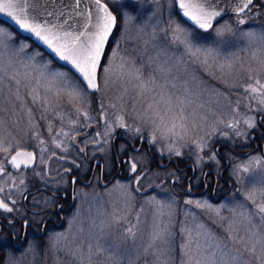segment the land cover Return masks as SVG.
<instances>
[{
  "label": "snow or ice",
  "instance_id": "obj_1",
  "mask_svg": "<svg viewBox=\"0 0 264 264\" xmlns=\"http://www.w3.org/2000/svg\"><path fill=\"white\" fill-rule=\"evenodd\" d=\"M49 2L50 0H0V13L10 18L22 36L21 40H17L10 32L0 27V111L6 114L9 112V109L3 107V102H7L12 105L11 114L15 115L17 108L24 113L28 128L32 132L30 139L35 141L32 147L36 148V151L16 150L15 154L9 157L8 153L19 147V141H8L5 146L7 138H0V153L4 154L3 159H6L12 168L19 170L22 166L29 168L38 163L43 171L36 172L33 168V175L44 180L48 175L46 166L49 160L63 162L67 159L69 147L65 140L59 137L74 142L75 129L90 127L97 119L102 122V127L92 137L85 135L84 143L86 146L100 145L98 151H104L110 142V137L115 134V128H119L127 135L133 152H140L138 145L146 144L160 154L167 152L169 155L180 156L182 153L176 145L179 143L181 146H187L190 142L194 154H197L208 147L204 137L196 139L195 136L204 131L210 116L230 129L234 137L242 139L246 137L248 135L246 129L255 127V118L246 116L243 119L244 130L240 128V119L232 118L225 123L216 112L202 102L205 96H223V93L197 83L195 77L190 76L185 67L186 63L202 67L210 76H216L221 80L225 76L230 77L239 65L240 69L247 72L248 79L254 81L246 87L241 86L246 94L244 97L246 106L249 97L254 100L257 107L250 110L258 112L261 123H264V83L256 78L261 71H264V60L258 61L260 67L257 69H244L235 54L232 60H225L223 63L219 61L220 49L226 44L222 39L223 32L231 31V28L229 25L216 28L213 26V22L224 14L223 8L218 10V0H165L164 7L170 8L171 11L167 19L159 24V38L157 32L153 31L149 41H145V44L156 54L148 56L147 60L141 57V63L138 65L135 59L120 56L117 51L113 55L121 61L118 70H113L111 66L104 69L103 87L107 88L109 81L114 84L119 83L121 92L117 99L124 101L128 98L129 106L125 108L121 104L124 114L117 115L116 103L106 105L103 100H98V118L91 116L87 109L82 110L78 105H87L90 94L101 91L102 85L97 79V72L108 38L117 22L116 15L109 8V3L113 0H109V3L90 0L94 8L85 7L81 11H77L80 9L81 0H74L73 11L83 18V22L79 25L70 22V16L65 18L64 11L49 10L47 7ZM51 2L55 3L56 0ZM131 2L137 3V0ZM233 2L235 7L229 8L228 11L237 15L251 13L252 8L256 7L255 0H233ZM260 2L264 4V0ZM113 7L117 6L113 4ZM117 11H120V8H117ZM121 15L124 16V13L121 12ZM176 15H179L188 27L177 22L174 18ZM126 19L131 20V17ZM236 23L242 25L246 21L240 19ZM209 33H211V44L205 42L209 39L207 35ZM240 37L247 43L248 48L254 49L253 59L258 56L264 57V31L241 32ZM29 39L38 47L54 54L57 59L67 62L76 76L72 77L67 73L50 69L49 63L43 62L44 57L35 48L30 52L27 51L30 46L24 41ZM235 40L233 35V43ZM12 45H18L14 51L15 56L23 53L27 59V62L17 59L15 63L30 68V72L21 73L13 67L12 58L4 59V52L12 51ZM117 48L119 49V45ZM177 52L183 55H175L174 53ZM253 72L256 75H253ZM223 82L229 88L236 87L235 84H227L226 80ZM5 89L9 93L7 97ZM224 99L228 98L224 97ZM61 102L71 108L78 117L82 116L84 119L83 124L78 118L68 120V124L73 128L71 135L63 127L56 129L53 135L54 128L49 113H52L58 122H63L66 113L60 109ZM29 104L37 109L38 115L33 113ZM238 109L239 98H237V107L231 110L233 117L239 115ZM109 110L114 113L111 118L108 115ZM37 121L44 123V131L52 136V144L55 149L61 150V155L57 156L55 152H50L44 146L45 141L42 139ZM3 123V119H0V126ZM214 134V131L206 133L209 138ZM221 135L227 138L228 134L221 133ZM160 144L163 145L162 148L157 147ZM75 146L78 148V145ZM120 150L125 151V146L121 145ZM84 152V148H79V153ZM202 159V156L197 155V160ZM209 159L216 160V153L210 151ZM125 163L129 165V172L133 174L132 185L139 191L140 182L146 173L138 174L137 162L131 158ZM249 163L260 166L264 162L252 158ZM72 164L79 167L75 161H72ZM57 171H62L60 179L63 181L64 175L70 173L71 169ZM233 171L238 175L240 171L248 172L249 169L238 167ZM5 175V168L0 163V178ZM7 176L8 179L4 183L8 187L0 185V196L8 194L0 199V215L21 211L17 201L11 199L13 190L21 199H27L21 188L24 184L23 179L17 184L10 173H7ZM171 176L172 174H169L170 179ZM72 183H76L75 178L72 179ZM188 191L190 193L191 190ZM169 198L171 203L161 202L154 197L146 201L158 209L157 215L161 220L154 222L149 241L141 251L145 253L151 251L157 264H167L170 259L167 246L172 237L170 225L175 215L173 207L175 200L173 197ZM259 200H264V188L259 192ZM249 201L251 203H247ZM35 202L34 200L33 203ZM182 203L211 212L221 221L226 237L222 240L210 235L200 225L195 228L183 226L180 230L184 240L180 245L183 254L182 264H253V262L264 264V202H258L254 192L245 195L240 203L232 200L230 202L232 207H228L227 204L213 207L206 201L192 199ZM47 204L48 199L45 198L44 205ZM222 209L227 210L230 217L222 216ZM113 222L119 223V220L114 216ZM237 223L242 225L241 229L235 226ZM24 224L27 226V220ZM126 231L128 235L135 237L132 228ZM193 232L196 233L195 245L200 259H194L191 254ZM157 243L161 247L157 248ZM237 245L243 247L244 251L242 252ZM89 247L91 248V245ZM101 251L103 249L97 245V254ZM7 264H16V261L9 257ZM127 264H131V261L128 260Z\"/></svg>",
  "mask_w": 264,
  "mask_h": 264
},
{
  "label": "rangeland",
  "instance_id": "obj_2",
  "mask_svg": "<svg viewBox=\"0 0 264 264\" xmlns=\"http://www.w3.org/2000/svg\"><path fill=\"white\" fill-rule=\"evenodd\" d=\"M105 1L109 3V0ZM164 3L165 0H137V3H132L131 0H113L112 3H109L117 12L118 24L111 37V43L109 42L100 69L99 82H101L102 88L99 93L90 94L87 105H78L82 110L87 109L91 116L98 118V100H103L106 105L109 103L117 104L115 114H124L121 104H123L125 108L128 107V98H125L124 101L117 99L121 92L119 83L114 84L112 81H109L107 88L103 87L104 69L111 66L113 70H118L121 61L113 55V53L117 51H119L120 56L135 59L138 65L141 63V57L147 60L148 56L156 54L150 46L145 44V41H149L153 31L157 32V38H159V24L167 19L171 11L170 8L164 7ZM255 3L256 7L252 8L251 13L245 12L241 15L229 14L214 25V28L224 25H229L231 28V31L224 30L223 32L222 39L226 41V44L220 49L219 61L221 63L225 60H232L233 54H235L239 57V64H242L244 69H257L260 67L258 61L264 60L262 56L253 59L252 51L254 49L248 48L247 43L240 37L241 32L254 31L259 33L264 31V4H261L260 0H255ZM113 4L117 7H113ZM117 8H120V11H117ZM121 12L124 13V16L121 15ZM257 12H259V14H257ZM126 17H131V20L126 19ZM174 18L177 22L188 27L179 15H176ZM240 19L245 20L246 23L242 25L237 24L236 21ZM0 27L10 32L17 40L22 39L21 34L8 23L0 21ZM207 35L209 39L205 42L211 44V33ZM233 35H235L236 38L234 43ZM24 42L30 46L27 51L30 52L31 49L35 48L41 53V56L44 57L43 62H48L50 69L67 73L72 77L76 76L69 68L53 63V57L44 49L38 47L32 40H25ZM117 45H119V49ZM17 47L18 45H12V51L6 50L4 52V59L7 60L12 58L13 67L21 73L30 72V68H24L22 65L15 63L17 59H23L27 62L23 53L19 56L14 55V51ZM174 54L177 56L183 55L181 52ZM185 67L188 69L190 76L195 77L197 83H200L210 90L215 89L223 93V96H205L202 102L211 108L212 111L216 112L225 123L232 118L240 119V128L244 130L243 119L246 116H252L255 118V127L246 129L248 135L258 127L257 120L259 113L250 110L255 109L257 104L249 97L248 106H246L244 99L246 94L241 88V86L246 87L249 83H253L254 81L248 79L247 72L240 69L239 65L233 70L230 77L225 76L223 80L217 79L216 76H210L208 71L197 65L186 63ZM217 75H219V73H217ZM253 75H256L255 72H253ZM256 78L259 79L261 83H264V71H261ZM224 80L227 81V84H235L236 87H227L223 82ZM5 96H9L7 89H5ZM224 97L228 99L225 100ZM237 98H239V115L233 117V115H231V110L237 107ZM28 106L32 107L33 113L38 115L37 109L34 106L30 104ZM61 106L63 107L61 108ZM3 107L9 109L7 114L0 111V119L4 121L3 125L0 126V138H7L5 140V146H7L8 141H19V147L33 145L35 141L30 139L32 132L28 128L24 113L17 108L15 115L11 114L12 105L7 102H3ZM60 109L66 113L63 126L57 125L61 122H58L53 117L52 113H49L53 128L56 126L57 129L63 127L64 130L68 131L71 135L73 128L68 124V120L75 117V112L63 102H61ZM113 114L111 110L108 111L110 118ZM125 119L127 121V116H125ZM37 122L40 125V132H45L44 123L40 121ZM128 122L131 123V121ZM101 127L102 122L97 119L90 127L83 128V133L90 132L94 135ZM113 127L115 128L114 122ZM118 131L123 130L115 128V134ZM213 131L215 134L211 135L209 138L206 133H211ZM221 133H227V138L222 136ZM248 135L243 139L234 137L230 129L224 127L219 121L210 116L208 123L204 127V131H201L195 136L196 139L204 137L205 140H207L208 147L204 151L194 154L190 142L187 146H181L179 143L176 145L182 153L180 156L169 155L167 152L160 154L155 149H152L157 152L164 161L168 160L170 157H179L186 161L190 160L193 162L198 170H203L205 164L210 165L211 168L215 170H219L225 163L221 161L216 152V149L220 148V145L217 144L218 140L224 139L228 140L230 144H242L248 141ZM111 138L112 137H110V142L108 146L105 147L104 151L97 150L100 145H95L96 147L91 151L99 155L105 154L108 157L111 152ZM59 139L65 140L68 147L73 144V141L64 137H59ZM80 142L85 144L84 138L80 140ZM50 144L54 147L52 141ZM157 147L162 148L163 145L160 144L157 145ZM220 150L223 151L225 157L230 161L231 167H229L226 172L228 179L233 183L232 190L222 200L216 201L211 198V196H194L188 193L178 195L174 191V189L177 190L178 188H174V185L171 184V179L173 180V178L178 176L172 167L163 168L156 162L150 163L149 158L146 157L145 149L138 153L130 149L127 154L132 160L138 163L137 173H146V176L140 182L139 191L132 185L131 176L133 174L130 172L123 173L106 188L82 190L79 194L77 205L69 215L67 224L63 229L52 232L48 240L49 247H45L42 251H38L37 255L34 257V251L30 250L31 247L29 245V247L24 250V252L28 250L25 254L24 252L18 255L9 253L3 264H7L9 257L14 258L16 264H43L44 262L53 264H127L128 260L131 261V264H157L154 254L151 251L147 253L141 251L149 241L154 222H159L161 220L157 215L158 209L154 205L146 203V201L153 197L165 203H171L169 197H173L175 200V204L173 205L175 215L170 225L172 237L167 246L168 257H170V259L167 264H182L183 254L180 245L184 243V240L182 239L180 230L183 226L195 228V226L200 225L210 235L219 237L222 240L226 239L223 228L221 227V221L216 216L209 211L195 209L194 206H186L182 201L188 199L201 200L206 201L213 207H220L225 204H227L228 207H232L230 203L232 200L240 203L244 200L245 195L254 192L258 198V202H264V200H259V192L261 188H264V163L260 166L249 163L252 158H258L260 161L264 162V155L255 153L247 156H238L228 150H222V148H220ZM210 151L216 153V160L209 159ZM11 152L8 153V156H10L9 154ZM197 155L202 156L203 159L197 160ZM3 156L4 154L0 153V163L2 164L5 162ZM238 167H248L249 171H240L237 175L234 173L233 169ZM169 174H172L171 179L169 178ZM4 177L0 178V180ZM247 203L251 202L249 201ZM221 215L230 217V213L225 209L221 210ZM114 216L116 220H119V223L113 222ZM121 217H123V219H120ZM164 220L166 221L167 218L165 217ZM235 226L238 229L242 228V225L239 223ZM128 228H132L135 237L127 234L126 230ZM195 237L196 233L193 232L194 242L191 254L194 259H200L195 245ZM89 245H91V248ZM97 245L101 246L103 249L99 254H97ZM159 247H161V245L157 243V248ZM237 247H240L242 252L244 251L243 247L239 245H237ZM34 258L36 259L34 260ZM247 258V254L245 253V259ZM253 264H255V262H253Z\"/></svg>",
  "mask_w": 264,
  "mask_h": 264
},
{
  "label": "flooded vegetation",
  "instance_id": "obj_3",
  "mask_svg": "<svg viewBox=\"0 0 264 264\" xmlns=\"http://www.w3.org/2000/svg\"><path fill=\"white\" fill-rule=\"evenodd\" d=\"M53 63L59 64L55 60ZM74 116L73 120L78 118L81 124L84 123L82 116L78 117L76 113ZM257 121L258 127L249 133V139L244 142L243 146L235 148L226 143V146L222 150H228L238 156H247L255 153L264 155V123H261L260 115H258ZM57 125L63 126V122ZM54 129L56 130L57 126ZM54 134L55 132H53ZM250 134H253V138L250 137ZM85 135L91 137L93 133H83V128H76L75 141L69 146L67 159L63 162L56 161L55 159L49 160L46 166L48 175L44 180L33 175V168L36 172L43 171L38 163L32 167H23L19 171H14L8 166L6 159L3 162L2 165L5 168L6 175L0 180V185H3L5 188L8 187L4 183L8 179L7 173L11 174L17 184L23 179L24 184L21 188L23 189V195L27 196V199H21L15 190H13L11 199L17 201V206L21 211L0 215V264L5 262L9 253L18 255L24 252L29 245L31 247L30 250L34 251L35 257L38 251L49 247L48 240L52 232L63 229L67 224L69 215L77 205L79 194L82 190L106 188L123 173L129 172V165L125 161L130 159L127 152L132 147L127 135L123 131H118L112 136L110 144L111 152L108 157L105 154L99 155L91 151L96 147L95 145L86 146L80 142ZM41 136L45 141L44 146L50 152H55L57 156L61 155V151L55 149L50 144L52 136L46 132H41ZM75 145H78V148ZM121 145L125 146V151L120 150ZM138 147H140L141 151L145 149L146 157L149 158L150 163L156 162L160 167H172L175 170L178 174L176 176L178 179L175 181L171 179V184L174 185V188H178L177 190L174 189L178 195L188 193L194 196H211L214 200L220 201L233 188V183L228 179L226 172L230 167V161L219 148L216 149V152L221 161L225 163L223 167L215 170L210 165L205 164L203 170H198L194 163L193 167L187 168V163L191 161H186L179 157H174L173 161L167 165H163L161 161L166 162L167 160H162L157 152L148 145H138ZM18 148L36 151V148L32 147V145L27 147L20 146L16 149ZM79 148H84L85 152L79 153ZM45 158L47 159V156ZM72 161H75L79 167H75ZM63 169H71V172L64 175V179L61 181L62 171L57 170ZM73 178L76 180L75 184L72 183ZM189 189L191 190L190 193ZM7 195L5 193L4 196H0V199L5 198ZM45 198L48 199L46 206L44 205ZM34 200L36 201L35 203H33ZM25 220H27V226L24 224ZM8 221H11V223ZM43 264L53 263L44 262Z\"/></svg>",
  "mask_w": 264,
  "mask_h": 264
},
{
  "label": "water",
  "instance_id": "obj_4",
  "mask_svg": "<svg viewBox=\"0 0 264 264\" xmlns=\"http://www.w3.org/2000/svg\"><path fill=\"white\" fill-rule=\"evenodd\" d=\"M103 3H107L105 0H102ZM47 7L49 10H62L65 12V18L70 16L71 17V21L70 22H75L77 25L81 24L83 22V18L81 16H78L76 15V12L73 11V9L75 8V4H74V0H56L55 3H52L51 0L50 2L47 4ZM85 7L89 8V9H92L94 8V5L90 3V0H81V4H80V9H78L77 11H81L83 10ZM231 7H235V3L233 2V0H218V10H220L221 8L224 9V14L221 16V17H218L216 21L213 22V26L218 22L220 21L223 17H225L226 15L228 14H231L230 11H228L229 8ZM109 8L110 10L113 12L114 15H116L117 17V22H116V25L115 27L113 28L112 30V33L110 34L109 38H108V41H107V44L105 46V49H104V54L100 60V67L98 69V72H97V79L99 81V74H100V69H101V66H102V63H103V59H104V56L106 54V50H107V47L109 45V42L111 40V37L114 33V31L116 30V27H117V24H118V15L117 13L113 10V8L109 5ZM263 15H264V8H263ZM0 20L8 23L11 27H13L18 33H20V31L17 29V27L12 23V21L10 20V18L6 15V14H3V13H0ZM21 34V33H20ZM24 35H27V34H24ZM42 48V47H41ZM44 49V48H42ZM48 54H50L53 59L55 61H57L59 64L69 68L70 70L73 71V69L71 68V66L65 62V61H62V60H59L55 57L54 54H51L50 52H48L46 49H44ZM74 72V71H73ZM75 73V72H74ZM250 137L253 138V134H250ZM16 150H26V151H34L33 149H26V148H18ZM15 150V151H16ZM15 151L11 153V155H14L15 154ZM10 155V156H11ZM9 156V157H10ZM174 160V157H170L168 158L167 162H162L161 163L163 165H167L168 163H170L171 161ZM134 161V160H133ZM136 162V161H135ZM8 164V163H7ZM8 166L13 169L14 171H19L17 169H14L12 168L9 164ZM194 164L193 162H189L187 164V167H193ZM23 168V166L21 167ZM173 180H177V178H173Z\"/></svg>",
  "mask_w": 264,
  "mask_h": 264
},
{
  "label": "trees",
  "instance_id": "obj_5",
  "mask_svg": "<svg viewBox=\"0 0 264 264\" xmlns=\"http://www.w3.org/2000/svg\"><path fill=\"white\" fill-rule=\"evenodd\" d=\"M1 22H4V21H2V20H0ZM111 43V42H110ZM225 141V142H224ZM226 143L227 144H230L229 142H228V140H218V142H217V144H219L220 145V148H223V147H225L226 146ZM231 146H233V147H235V148H239V147H241V146H243L244 145V143H242V144H230ZM219 148V149H220Z\"/></svg>",
  "mask_w": 264,
  "mask_h": 264
}]
</instances>
